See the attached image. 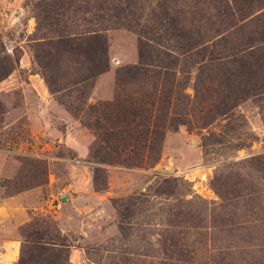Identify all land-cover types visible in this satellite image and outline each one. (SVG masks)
Here are the masks:
<instances>
[{
  "label": "rangeland",
  "instance_id": "374dc122",
  "mask_svg": "<svg viewBox=\"0 0 264 264\" xmlns=\"http://www.w3.org/2000/svg\"><path fill=\"white\" fill-rule=\"evenodd\" d=\"M0 65V211L24 196L30 218L0 217L16 264H264V0H0Z\"/></svg>",
  "mask_w": 264,
  "mask_h": 264
},
{
  "label": "trees",
  "instance_id": "16d2710c",
  "mask_svg": "<svg viewBox=\"0 0 264 264\" xmlns=\"http://www.w3.org/2000/svg\"><path fill=\"white\" fill-rule=\"evenodd\" d=\"M133 9H136V6L133 5V4H130V3H127L126 4V9L125 10H122L120 12H122L121 14H119L120 16H117V18L119 19H123L125 21H136L137 17H136V14L134 13ZM49 12V10H48ZM165 16V14H164ZM118 19V20H119ZM139 19V18H138ZM127 27H130L129 24H126ZM84 53H89L90 55H92L94 58H96L97 60V69H98V73L101 74L103 73L106 69H107V42L105 40V37L104 36H97V34H95V36H93L91 38V43H87V45L84 47ZM222 60L223 58L221 57H216L214 58V62L216 64V67H215V76L218 77V74L221 72L222 70ZM144 60H142V55H141V65L140 66H132V67H127L125 69H122L120 72H119V78H120V74H121V80L119 79V81L122 83H124L125 81H133V80H137L138 76L140 75H143L144 73V66L146 64V62H143ZM220 66V67H219ZM240 69L237 70V74H236V77H241L240 76ZM11 74V69L10 68H6L4 67L3 65L1 66L0 65V81L5 79L6 77H8L9 75ZM221 75V73H220ZM220 75L218 78H220ZM242 75V74H241ZM126 78L125 81L123 80V78ZM213 83H217V79L215 80H212ZM244 83H241L240 86H242ZM232 98V97H231ZM236 103H234L232 105V109L237 107L238 106V103H237V98L234 97L232 98ZM242 99V98H240ZM224 111L226 112H229L231 108L228 107V105H225L224 104ZM220 109V108H219ZM128 112L125 111L124 114H120L119 117H117V119H122V121H120L121 124H125V127H128V130L125 131L124 133L125 134H128L130 135L131 134V131L132 127H138V126H132L133 123H136L137 120H140V121H144L145 122V126H146V123L149 125L150 123V120L149 119H146L144 115H136L134 113H131V115H128L127 114ZM134 117V120H129V117ZM110 120V119H108ZM180 121V122H179ZM178 125H181L183 124V120H178ZM139 123H137L136 125H138ZM134 125V124H133ZM144 126V128H145ZM143 126H139L138 128H133L137 131H139V129H141V133H140V136H141V139L144 141V148L147 149L148 151L152 152L151 150H154V147L155 149L157 150V146H161L160 143H161V139H162V135H154V131H151L150 129L146 132L141 128ZM147 129H148V126H147ZM110 136L114 137L113 140H114V143H119L121 141H125V139H121L120 137V133L119 134H109ZM155 137L158 138L157 141H155ZM156 145V146H155ZM122 229V227H121ZM69 247V246H67ZM36 262L33 260V259H29V261L25 262L24 260L21 259L20 263L19 264H35Z\"/></svg>",
  "mask_w": 264,
  "mask_h": 264
},
{
  "label": "crops",
  "instance_id": "0c3cea01",
  "mask_svg": "<svg viewBox=\"0 0 264 264\" xmlns=\"http://www.w3.org/2000/svg\"><path fill=\"white\" fill-rule=\"evenodd\" d=\"M15 203L21 204V209L19 211L15 213H12L8 209L0 211V217L6 216L14 218V221L11 222L13 226L26 223L29 218L28 208L24 205V196L9 198L6 200L5 205L9 206ZM18 240V238L6 235V239L2 241L0 246V264L17 263L20 258V242H18Z\"/></svg>",
  "mask_w": 264,
  "mask_h": 264
}]
</instances>
